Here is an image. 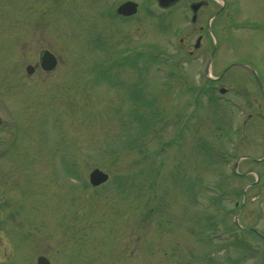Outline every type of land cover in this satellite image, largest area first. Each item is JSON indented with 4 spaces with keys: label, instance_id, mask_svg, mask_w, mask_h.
I'll return each instance as SVG.
<instances>
[{
    "label": "rangeland",
    "instance_id": "obj_1",
    "mask_svg": "<svg viewBox=\"0 0 264 264\" xmlns=\"http://www.w3.org/2000/svg\"><path fill=\"white\" fill-rule=\"evenodd\" d=\"M191 1L0 0V264H264V0Z\"/></svg>",
    "mask_w": 264,
    "mask_h": 264
},
{
    "label": "flooded vegetation",
    "instance_id": "obj_2",
    "mask_svg": "<svg viewBox=\"0 0 264 264\" xmlns=\"http://www.w3.org/2000/svg\"><path fill=\"white\" fill-rule=\"evenodd\" d=\"M205 0H196L195 2H193V1H191V4H194V3H201L203 6H205L207 3L206 2H204ZM215 3H218L219 4V7H220V9H225V8H229V9H231L230 10V15H229V17H228V20H229V22L230 23H236V11H235V9H232L231 8V3H230V1H223V2H217V0L216 1H214ZM235 4H236V2H235ZM221 13V12H220ZM218 15V14H217ZM197 19V18H196ZM193 24H195V23H193ZM232 24V25H233ZM198 38H200L199 39V42H197V48H194V46L196 45V44H194V46H193V48L195 49V51H192L191 49L190 50H188V55L191 57V61H195L196 59H199V56H197L198 54H197V52H200V50L205 46V43H204V36H202V35H199L198 37H197V39ZM183 40H181V42H182ZM228 42H230V43H233V38H229L228 39ZM214 47H215V44L213 45V48H212V50L214 49ZM217 47V46H216ZM44 51H46V50H42L41 52H40V56H39V60H38V63H37V68H39V70H41V71H43V72H45V73H50V72H52L56 67H57V65L54 67V69H52V70H50V71H45L42 67H41V57H42V54H43V52ZM211 55H209V57L211 58V62L210 63H213L212 61L214 60V55H212V52L210 53ZM263 56V59H262V57H260L259 56V59H260V61L261 62H264V54H262ZM55 57V56H54ZM56 58V57H55ZM248 60H250V59H245V61H248ZM56 61H57V59H56ZM251 61L252 62H254V60L253 59H251ZM249 62V61H248ZM234 65H236V61H234V62H232V63H230L229 65H228V67H233ZM28 67H31V73H28L27 72V68ZM220 67V64L219 65H206L205 67H203V69L206 71V73L208 72V73H213V72H215L216 70H218V68ZM245 68L247 69V70H249V71H253L254 72V69L256 68V63L254 62V63H247V64H245ZM36 72V68L34 67V66H31V65H28V66H26L25 67V73H26V75L27 76H32L34 73ZM210 80V82H213V80L214 81H218L219 80V78H217V79H213V78H209ZM259 83V86H260V88L261 89H263L264 90V82L262 83V82H258ZM1 127H2V121H1V118H0V132H1ZM107 261L106 260H103L102 262L100 261V264H105ZM94 263V262H93ZM93 263H90V262H88V264H93ZM51 264V263H50ZM85 264H87V263H85ZM107 264H111V263H107ZM114 264H122L120 261H115V263Z\"/></svg>",
    "mask_w": 264,
    "mask_h": 264
},
{
    "label": "water",
    "instance_id": "obj_3",
    "mask_svg": "<svg viewBox=\"0 0 264 264\" xmlns=\"http://www.w3.org/2000/svg\"><path fill=\"white\" fill-rule=\"evenodd\" d=\"M176 0H158V5L162 8H166L168 5L173 4ZM202 6L201 3H197L191 7L193 12L192 20L195 21L196 13L198 9ZM138 5L134 2L128 1L120 5L116 9L118 15L128 17L136 14ZM197 47V45L195 46ZM56 66V59L49 52H44L41 57V67L45 71H50ZM31 67L27 68V72L31 73ZM89 180L92 186H99L104 184L108 180V175L101 172L98 169L93 170L89 175ZM37 264H49L48 260L44 257H39L37 259Z\"/></svg>",
    "mask_w": 264,
    "mask_h": 264
}]
</instances>
